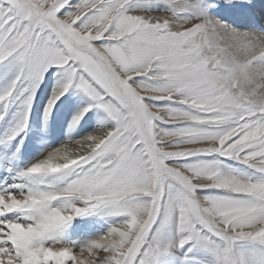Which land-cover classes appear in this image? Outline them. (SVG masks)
Returning a JSON list of instances; mask_svg holds the SVG:
<instances>
[{"label": "snow or ice", "instance_id": "6c2138e0", "mask_svg": "<svg viewBox=\"0 0 264 264\" xmlns=\"http://www.w3.org/2000/svg\"><path fill=\"white\" fill-rule=\"evenodd\" d=\"M0 264H264V0H0Z\"/></svg>", "mask_w": 264, "mask_h": 264}, {"label": "rangeland", "instance_id": "374dc122", "mask_svg": "<svg viewBox=\"0 0 264 264\" xmlns=\"http://www.w3.org/2000/svg\"><path fill=\"white\" fill-rule=\"evenodd\" d=\"M70 111L71 109H63L61 110L59 117L57 118L55 125H54V133L52 136V144L53 146H55L56 143H58L61 139H63L62 136V130L63 128H66V123H64L65 121H67L68 119H70ZM90 130V129H85ZM38 149V146H33L30 147L29 151L30 152H35Z\"/></svg>", "mask_w": 264, "mask_h": 264}]
</instances>
